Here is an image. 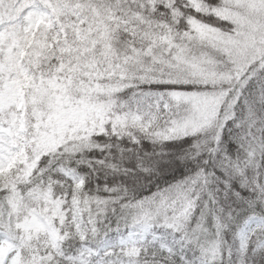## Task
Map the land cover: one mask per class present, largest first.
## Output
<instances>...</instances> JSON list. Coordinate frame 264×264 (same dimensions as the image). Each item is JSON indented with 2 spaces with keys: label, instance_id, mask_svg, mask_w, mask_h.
<instances>
[{
  "label": "trees",
  "instance_id": "obj_1",
  "mask_svg": "<svg viewBox=\"0 0 264 264\" xmlns=\"http://www.w3.org/2000/svg\"><path fill=\"white\" fill-rule=\"evenodd\" d=\"M149 1L0 0L30 125L0 136V264H264L262 2Z\"/></svg>",
  "mask_w": 264,
  "mask_h": 264
},
{
  "label": "rangeland",
  "instance_id": "obj_2",
  "mask_svg": "<svg viewBox=\"0 0 264 264\" xmlns=\"http://www.w3.org/2000/svg\"><path fill=\"white\" fill-rule=\"evenodd\" d=\"M242 0H232L235 4L241 3ZM168 6H172V2L165 1ZM262 6H260L264 10V0H261ZM149 3H155V0H150ZM247 6H250V0H247ZM173 15L176 17L177 12L176 10L172 11ZM50 14L45 8L40 7L39 5H32L30 8L26 9L24 12L19 14L17 19L15 20L17 25V31L20 33L23 32H33L38 33V36H41L45 32V24L47 20L50 18ZM0 34V73L2 68L5 66L4 64V52H8L10 50L16 51L18 48V41L17 39L12 36L11 34H6L5 37L1 39ZM21 66L23 67L24 64L21 63ZM25 72H29L25 70ZM175 99L184 100L186 97L181 95H174ZM189 99V98H188ZM219 97L215 96H194L191 97V102L193 104V112L197 117L200 115H206L209 114L210 111L215 110L216 104L219 102ZM161 101V100H160ZM164 113H169L170 106L168 103H164L163 105ZM58 113L62 116L65 123L73 119L74 117L77 118L80 113L79 110L76 112H63L58 111ZM14 114L19 115V131L23 135L29 134V119L26 118V108L25 104L22 98V89L20 86L15 85L13 81L11 80L10 76H0V136H2L10 145H13V139L12 134L10 131V123H11V117L14 116ZM194 117L197 121V117ZM10 117V118H8ZM74 118V119H75ZM16 149V147H13ZM18 154L23 155L26 153V147H22L18 149ZM167 161L170 163L172 162L168 158H158L156 160L155 164H165ZM28 223L32 224L33 220L27 221ZM252 227V224H248L246 229L244 230V233L248 231V229ZM0 239V244H1ZM8 257L6 260H4L1 264H8Z\"/></svg>",
  "mask_w": 264,
  "mask_h": 264
}]
</instances>
